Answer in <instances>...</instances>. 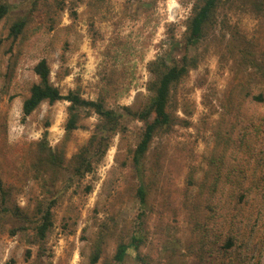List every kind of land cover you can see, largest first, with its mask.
Listing matches in <instances>:
<instances>
[{
    "label": "rangeland",
    "instance_id": "rangeland-1",
    "mask_svg": "<svg viewBox=\"0 0 264 264\" xmlns=\"http://www.w3.org/2000/svg\"><path fill=\"white\" fill-rule=\"evenodd\" d=\"M194 1L0 0L10 8L0 22V264H93L97 254L94 264H118V245L140 233L139 251L129 249L124 264H200L206 230L193 227L202 220L211 230L207 264H264V216L257 218L255 200L242 212V188L234 184V177L242 185L264 177V104L252 101L264 92V0H227L188 49ZM18 20L26 24L13 39L9 29ZM188 52L198 65L173 92L176 124L154 137L142 160L148 186L142 204L132 151L145 122L125 107L139 112L153 96L151 61L181 60ZM42 58L63 93L101 99L123 114L124 131L99 134L89 171L75 172V155L100 132V118L89 109L80 111L62 167L34 168L41 141L61 149L70 104L43 102L23 118ZM234 131L245 138L244 152ZM217 171L229 180L212 196ZM48 207L53 224L41 239L37 221ZM230 234L238 241L225 252Z\"/></svg>",
    "mask_w": 264,
    "mask_h": 264
},
{
    "label": "trees",
    "instance_id": "trees-1",
    "mask_svg": "<svg viewBox=\"0 0 264 264\" xmlns=\"http://www.w3.org/2000/svg\"><path fill=\"white\" fill-rule=\"evenodd\" d=\"M227 0H195L191 16L187 21V32L185 33L186 46H196L206 35L207 31L213 26L216 19L217 10L226 3ZM10 8L6 3H0V22L9 14ZM24 20H18L14 22L9 29V36L16 39L23 31L25 27ZM198 59L194 55H190L189 52L185 54L181 60L169 61L166 58H158L153 60L149 64V71L151 73V79L149 82V89L153 92L149 103L146 108L141 111H132L130 107H125L128 113L134 115L137 119L145 122V126L137 146L132 151L134 164L140 171V185L138 186V196L141 203L144 204L147 199L148 186L146 183L147 169L142 165V160L148 152L150 145L154 137L160 132L169 131L173 125L176 124V120L171 111L172 96L175 88L184 81L190 74V71L197 67ZM34 71L38 76V81L34 82L30 88L28 95L24 98L22 112L23 118L25 119L31 115L43 102L54 104L59 100H67L70 102L68 106V116L65 122V137L61 147L52 149L47 146L43 141L38 145V161L34 163V168L45 170L47 168H61L65 161L64 146L70 139L72 132L79 127V117L81 109H89L98 114L100 123L98 129L100 132L98 135H94L85 145H83L78 153L75 155V172L77 174L82 173L84 170L89 171L92 167L91 154L96 148V141L101 138L99 134L105 132L124 131L122 117L123 114L109 109L106 107L103 100H91L81 96L76 91H69L67 94L63 93L60 88L53 84L51 81V67L46 58H42L34 67ZM264 75V67L261 68ZM252 101L255 103L264 104V92L260 91L253 94ZM49 123H46L48 126ZM47 130L44 132V139L47 138ZM234 144L239 146V152H244L247 147L245 144V138L241 137V140L235 136L234 131ZM107 145V144H106ZM235 151V149H234ZM222 157V156H221ZM264 167V165H263ZM221 166H216V170H220ZM248 177V176H247ZM229 180V178H227ZM224 176L221 175L220 171H217L215 176L214 184L212 188H209L211 195H216L227 183ZM253 179L242 185L241 179L234 177V184L240 185L242 191L238 193V202L241 203L242 212L247 209V200H255L258 205L257 218L264 216V177L260 184L253 185ZM257 190V197H253L252 194ZM254 195V194H253ZM252 204V203H251ZM250 204V205H251ZM246 206V208H245ZM236 206L234 207V226L236 225V218L239 215V210L235 212ZM207 211V209H206ZM208 211H212V208H208ZM212 214L209 215L211 217ZM36 231L38 236L42 239L45 238L47 232L53 224V211L51 207L40 209L39 220L37 221ZM205 221H197L193 227L197 232L204 231L205 245L200 247V264H207V253L210 231L208 230L207 223ZM214 233V232H213ZM217 236L219 234L215 232ZM201 234V235H202ZM220 237V236H219ZM144 238L141 233L137 236H132L130 240L125 243L121 242L115 254V259L118 264H124V260L128 254L129 249L139 251L140 246ZM237 238L235 234H230L225 241V252L236 246ZM139 254V253H137ZM138 257H141L138 255ZM99 260L98 254L92 258V263H96Z\"/></svg>",
    "mask_w": 264,
    "mask_h": 264
}]
</instances>
